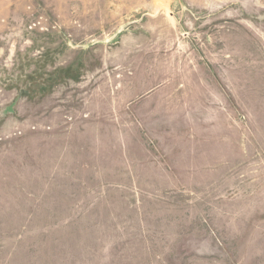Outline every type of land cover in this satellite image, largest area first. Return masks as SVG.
<instances>
[{"label": "rangeland", "instance_id": "obj_1", "mask_svg": "<svg viewBox=\"0 0 264 264\" xmlns=\"http://www.w3.org/2000/svg\"><path fill=\"white\" fill-rule=\"evenodd\" d=\"M0 264H264V0H0Z\"/></svg>", "mask_w": 264, "mask_h": 264}]
</instances>
